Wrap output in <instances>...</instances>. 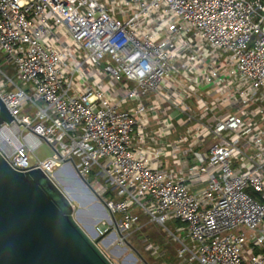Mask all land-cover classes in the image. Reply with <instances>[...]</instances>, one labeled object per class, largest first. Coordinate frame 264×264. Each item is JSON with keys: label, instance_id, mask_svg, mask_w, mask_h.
<instances>
[{"label": "built area", "instance_id": "2783aa9c", "mask_svg": "<svg viewBox=\"0 0 264 264\" xmlns=\"http://www.w3.org/2000/svg\"><path fill=\"white\" fill-rule=\"evenodd\" d=\"M0 56L14 170H76L120 245L156 225L178 264H264V0H0Z\"/></svg>", "mask_w": 264, "mask_h": 264}, {"label": "water", "instance_id": "95a60500", "mask_svg": "<svg viewBox=\"0 0 264 264\" xmlns=\"http://www.w3.org/2000/svg\"><path fill=\"white\" fill-rule=\"evenodd\" d=\"M13 121L0 98V126ZM64 169L69 176H63ZM56 175L60 183L42 169L18 172L0 154V264H114L96 242L102 220L92 218L91 226L84 224L80 217L85 204L76 201V208L66 189L72 182L69 177L99 201L108 220L103 199L76 170L66 167Z\"/></svg>", "mask_w": 264, "mask_h": 264}, {"label": "rangeland", "instance_id": "374dc122", "mask_svg": "<svg viewBox=\"0 0 264 264\" xmlns=\"http://www.w3.org/2000/svg\"><path fill=\"white\" fill-rule=\"evenodd\" d=\"M0 60L3 62L2 57L0 56ZM2 70L9 75L10 77L14 78L15 81L19 82L18 79L15 78V73L11 70L10 66H7L3 63H1ZM20 83V82H19ZM54 154V151L52 148L46 144L43 143L35 152V158L32 162H36L37 159L40 161H47L48 159L52 158ZM37 158V159H36ZM70 174L67 173V176ZM66 177V174L63 175ZM72 182L69 183V189L71 190V194L79 196L81 201L83 203H88L91 201V194L85 192L83 187L80 189L79 184H77V179L74 177H70ZM91 179V178H90ZM76 189V190H75ZM94 203H89L85 210H88L89 212H96L99 214L98 217L102 220L99 222L97 228H107L111 226L107 219L103 218V212L101 209L98 208H92L94 207ZM74 204L76 208H80V203L75 202ZM94 217V216H93ZM91 215H85L83 218L84 220H91L93 218ZM98 217H94V219H97ZM145 221H143L144 223ZM90 223V222H89ZM88 223V224H89ZM169 228L174 229L175 223L168 224ZM96 242L99 244V246L102 248V250L106 253V255L112 260L114 264H145L143 260L140 258V256L148 263V264H178L179 261L177 259V251L179 249V246L170 238L169 234L166 233L162 228H159L156 225H150L146 226L138 231H135L131 234L129 237V245L123 244L120 245V242L117 238L114 237V229L111 228L110 232L106 234L105 236H98L96 239ZM148 244H154L156 246H160L162 250L161 253L154 255L152 252L147 250ZM140 255H138L137 254ZM173 254L172 256H175V261L169 262V256L168 254ZM167 256V257H166ZM168 258V259H166Z\"/></svg>", "mask_w": 264, "mask_h": 264}, {"label": "bare ground", "instance_id": "6f19581e", "mask_svg": "<svg viewBox=\"0 0 264 264\" xmlns=\"http://www.w3.org/2000/svg\"><path fill=\"white\" fill-rule=\"evenodd\" d=\"M46 166L47 167H49V168H51L52 166H54V163L52 162V161H48V162H46ZM67 173H69L68 171H67V169H64V172H63V175H65L66 174V176H67ZM70 174V173H69ZM54 177L56 178V180L59 182V179H58V177H57V175L55 174L54 175ZM70 178V177H69ZM70 180H71V178H70ZM60 183V182H59ZM77 184H79V186H80V189L82 188V186H81V184L80 183H78L77 182ZM63 186V185H62ZM65 187V186H64ZM69 187V186H68ZM68 187H66V189H67V192H68V194L71 196V198H72V200L73 201H78V202H81V203H83L82 201H81V199L79 198V196H76V195H73L72 196V194H71V190L68 188ZM76 190V189H75ZM82 190H84V189H82ZM94 200L91 198V201L90 202H88V203H84L85 204V206H83V207H81V210H82V212H81V214L83 215V216H81L80 218L82 219V221L84 222V224L86 225V226H91V223H89L90 221L89 220H87V219H85L84 220V216L85 215H91L92 217L93 216H95V217H98V213H96V212H89L88 210H85L84 208H86V206L89 204V203H91V202H93ZM97 201V199L94 201V202H96ZM97 202H99V201H97ZM99 207V205L96 203H94V207H91V209L92 208H98ZM99 209V208H98ZM94 218V217H93ZM107 219V216H106V214H105V212H103V216H102V219ZM100 219V218H99ZM101 220V219H100ZM89 223V224H88Z\"/></svg>", "mask_w": 264, "mask_h": 264}, {"label": "trees", "instance_id": "16d2710c", "mask_svg": "<svg viewBox=\"0 0 264 264\" xmlns=\"http://www.w3.org/2000/svg\"><path fill=\"white\" fill-rule=\"evenodd\" d=\"M0 63H2L1 60H0ZM162 250H163V249H162ZM172 255H173V254H171V253L167 255V256H169V259H168V258H166V259H168L169 262H170V261H171V262H172V261H173V262L175 261V256H172ZM167 256H166V257H167Z\"/></svg>", "mask_w": 264, "mask_h": 264}]
</instances>
